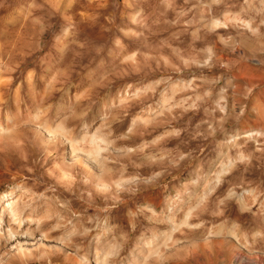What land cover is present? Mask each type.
Wrapping results in <instances>:
<instances>
[{
	"label": "rangeland",
	"instance_id": "obj_1",
	"mask_svg": "<svg viewBox=\"0 0 264 264\" xmlns=\"http://www.w3.org/2000/svg\"><path fill=\"white\" fill-rule=\"evenodd\" d=\"M0 264H264V0H0Z\"/></svg>",
	"mask_w": 264,
	"mask_h": 264
},
{
	"label": "bare ground",
	"instance_id": "obj_2",
	"mask_svg": "<svg viewBox=\"0 0 264 264\" xmlns=\"http://www.w3.org/2000/svg\"><path fill=\"white\" fill-rule=\"evenodd\" d=\"M3 197L5 198V197H8V196H6V195H2L1 196V198L3 199ZM11 197V196H10ZM4 200V199H3ZM5 200H7V203H6V205L10 208L9 210H11V212H12V210L13 211H15V204H14V202L10 199V200H8V198L7 199H5ZM15 201V200H14ZM6 202V201H5ZM8 209V208H7ZM17 211V210H16ZM10 212V211H9ZM20 213V212H19ZM12 214V213H11ZM14 214V213H13ZM18 214V213H17ZM12 220V219H11ZM8 222V221H7ZM18 223H19V221H18ZM21 227V226H20ZM11 229V228H10ZM14 231V230H13ZM4 233H5V237H6V240H7V246H10V250H12V251H14V254H17V255H27V252H29L30 253V249L28 250L26 247H24V245H25V242H23L22 241V239H24V238H26V237H28L29 236V234H26V232L24 233V232H20V230L19 231H16V232H10L9 231V229L8 228H6V229H4ZM28 235V236H27ZM13 256V255H12ZM14 257H16V255L15 256H13L12 258H14ZM11 258V259H12Z\"/></svg>",
	"mask_w": 264,
	"mask_h": 264
},
{
	"label": "crops",
	"instance_id": "obj_3",
	"mask_svg": "<svg viewBox=\"0 0 264 264\" xmlns=\"http://www.w3.org/2000/svg\"><path fill=\"white\" fill-rule=\"evenodd\" d=\"M108 215H110L111 214V212L109 211V212H106ZM106 213H104V215H106ZM113 213H116V212H113Z\"/></svg>",
	"mask_w": 264,
	"mask_h": 264
}]
</instances>
